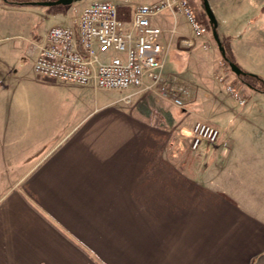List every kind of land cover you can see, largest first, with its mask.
<instances>
[{
	"label": "crops",
	"instance_id": "crops-1",
	"mask_svg": "<svg viewBox=\"0 0 264 264\" xmlns=\"http://www.w3.org/2000/svg\"><path fill=\"white\" fill-rule=\"evenodd\" d=\"M111 1L128 21L162 0ZM208 2L239 65L264 78V0ZM152 20L164 30L165 76L182 89L203 82L204 66L214 77L212 29L197 36L170 9ZM42 21L37 4L0 0V264H264V91L239 87L241 105L226 82L203 83L208 105L196 114L220 137L196 149L189 140L196 160L187 163L184 145L172 155L167 117L142 105L145 93L126 104L117 90L79 85L93 102L53 118L58 81L34 70ZM28 42L37 44L30 66Z\"/></svg>",
	"mask_w": 264,
	"mask_h": 264
},
{
	"label": "built area",
	"instance_id": "built-area-1",
	"mask_svg": "<svg viewBox=\"0 0 264 264\" xmlns=\"http://www.w3.org/2000/svg\"><path fill=\"white\" fill-rule=\"evenodd\" d=\"M164 9L182 13L197 36L209 30L190 0L141 4L128 21L120 18L115 2L95 0L83 8L75 23L55 24L47 30L34 70L42 77L65 83L127 91V97L153 89L165 78L166 53L161 41L164 30L152 18ZM218 78L224 81L223 76ZM228 89L240 104L246 102L232 86ZM173 102L183 104L179 97ZM183 133L193 149L203 140L216 145L220 137V129L205 119L197 120L188 133Z\"/></svg>",
	"mask_w": 264,
	"mask_h": 264
},
{
	"label": "rangeland",
	"instance_id": "rangeland-1",
	"mask_svg": "<svg viewBox=\"0 0 264 264\" xmlns=\"http://www.w3.org/2000/svg\"><path fill=\"white\" fill-rule=\"evenodd\" d=\"M92 1L95 0H75L71 4L38 5V7L39 6L41 7L42 18H43L41 27L39 28V31H42L41 35H44L46 30H48L50 26L53 24H68L73 16L81 12L83 8ZM129 1L139 2L141 0H129ZM190 1L193 4L197 12V15L202 22L203 19L207 17L208 24L206 25L207 27H209L210 26L209 19L204 10V7H201L200 9L196 0H190ZM55 9H59V10L61 9L62 11L57 16H53V10ZM209 28H210L209 32L211 33V26ZM209 32L208 35H211ZM34 34L38 35V27H36ZM210 41L212 47L213 48L217 47L218 49V45L215 38L210 37ZM222 41L228 45V42H226L225 38H223ZM36 46L37 44L28 42L23 49L25 64H27L28 66H30L33 63L34 54H35L34 53L35 50L33 49ZM175 64L176 66H178L179 64H181V61L177 60ZM205 68L206 66L202 68L203 73L201 74V78L203 82L201 83L197 81L198 83L197 87L186 86V88L182 89L181 85L184 84L179 83V79L177 75L173 76L172 79H169V77L165 76V78L161 80V82L153 89L136 91L134 95L133 94L131 95L132 97H134L135 95L138 96L140 94L145 93L146 95L149 96L147 102H143L142 105L146 106L147 109L152 108L153 110H155V112L157 111V109L162 110L163 114L167 117V122L165 123V119H163L162 121H160L159 119V122H160V126L169 130L171 133V137H170L171 153L173 155L175 154L173 153L174 150L177 151L179 150L177 148L178 144L180 146L184 145L185 148L182 149V151L184 150L185 152V157L183 161H186L187 163L196 160V156L189 149L190 138L186 136L183 132L185 130L191 129L196 120L205 119L204 117L196 114L200 112L199 111L200 108L202 109V107L198 106L200 103L201 104L208 103V98L205 97L206 96L205 93H209L210 91L209 89H206L203 86V83L204 85L211 84L212 82H214V77L215 80H219L217 75L220 76L222 75L224 77V82L234 87V89H236V91L240 94V96H243L244 98H246V96L243 95V92L239 87L249 86L253 88L246 82L247 80L246 77L238 76L234 71H232L229 64L224 60L221 54L218 58V68L214 72V77L209 72V70L205 71ZM191 83L193 84V82ZM79 87L80 86L78 84L65 83L62 81H58L57 85L53 86V118L56 117L60 119L63 116H75L79 113V109L82 103L85 104L86 101L90 102L91 99L93 102V90H91V92H89L88 95H85L81 92ZM119 92L123 94L122 99H124L126 104H131L133 102L131 100L132 99L131 96L125 97L128 96L129 92L127 91H119ZM119 92L102 90L99 92V94L105 95L106 93H109V95L114 96L115 93H119ZM231 93L233 94V92ZM174 97H179L182 99L183 101L182 106L176 105L173 102ZM237 100L239 99L237 98ZM206 109H209V106H206ZM175 118H177L178 120L175 121L174 120ZM61 124L62 123L60 121L57 122L58 126H60Z\"/></svg>",
	"mask_w": 264,
	"mask_h": 264
},
{
	"label": "water",
	"instance_id": "water-1",
	"mask_svg": "<svg viewBox=\"0 0 264 264\" xmlns=\"http://www.w3.org/2000/svg\"><path fill=\"white\" fill-rule=\"evenodd\" d=\"M73 1H75V0H37V1H34L33 3H35L37 5H54V4H71ZM203 3H204L206 13L209 17L210 24L213 25L212 26L213 27L212 28L213 35L215 37V40L218 44V48L221 51L222 56L227 60L232 71H234L237 75L242 74L243 69L241 68V66H239L237 63L229 60L226 56V49H225V46L223 45L222 40L219 36L218 30H217V21H216L214 14H213V11L209 5L208 0H203Z\"/></svg>",
	"mask_w": 264,
	"mask_h": 264
},
{
	"label": "trees",
	"instance_id": "trees-1",
	"mask_svg": "<svg viewBox=\"0 0 264 264\" xmlns=\"http://www.w3.org/2000/svg\"><path fill=\"white\" fill-rule=\"evenodd\" d=\"M5 1L10 3V4H27V3H32L33 1H36V0H5ZM211 26H213V25H211ZM222 43L225 46L227 58L229 60L237 63L236 59L234 58L233 53L231 52V49L223 41H222ZM238 76L246 77L247 78L246 82L250 86H252L254 89L259 90V91H264V78L261 75L243 69V73L238 75ZM257 83H259V84H257Z\"/></svg>",
	"mask_w": 264,
	"mask_h": 264
}]
</instances>
